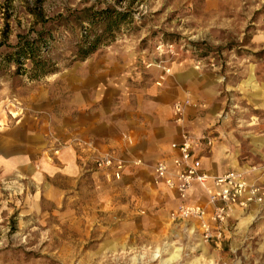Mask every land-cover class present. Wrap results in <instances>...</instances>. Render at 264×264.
Returning <instances> with one entry per match:
<instances>
[{"label":"rangeland","instance_id":"rangeland-1","mask_svg":"<svg viewBox=\"0 0 264 264\" xmlns=\"http://www.w3.org/2000/svg\"><path fill=\"white\" fill-rule=\"evenodd\" d=\"M32 11L51 32L40 52L49 71L0 64V264H264V204L204 243L195 222L171 223L176 200L156 183L154 163L138 162L137 174L98 170L95 159L114 154L68 138L84 105L120 116L163 105L179 137L193 135L186 123L198 108L229 130L264 124V0H0V54L41 30ZM108 21L111 35L78 57L81 40ZM205 81L217 95L199 107L193 84ZM72 147L88 153L92 174H50Z\"/></svg>","mask_w":264,"mask_h":264},{"label":"crops","instance_id":"crops-1","mask_svg":"<svg viewBox=\"0 0 264 264\" xmlns=\"http://www.w3.org/2000/svg\"><path fill=\"white\" fill-rule=\"evenodd\" d=\"M215 87V83L209 81L193 84V101L197 102L199 107L208 106L207 104L216 98ZM158 106L160 107L154 113L133 112L120 116L119 111L112 106L108 108L102 106L99 110L95 109L88 113L87 110L91 107L84 105L78 117L70 121L71 130L68 131V138L78 135L84 140H92L100 153L112 152L116 163H122L120 170L115 168V173L118 174H137L143 169L141 166L150 163L156 165L159 162L166 163L168 169L174 172L176 169L173 159L177 153L171 150L170 145L180 141L181 128L172 123L169 109L160 104ZM209 111L212 114L208 113ZM221 124L215 125L213 112L208 107L205 110L194 109L193 117L190 114L187 120L186 126L193 134L199 135L204 131L215 134V142L209 151L206 152L205 147L202 146L194 153V156L201 161L202 172L210 176H219L230 171L248 172L252 166L264 164V124L248 126L243 131L235 128L229 130V125ZM212 128L213 130H210ZM122 133L126 138L121 137ZM87 158L88 153L79 152L73 147L68 148L62 153L56 165L48 166V172L69 176L92 174L90 167L86 168ZM138 162H142V165L139 166ZM112 172L111 174H114V170ZM248 177L252 180L257 174H249ZM259 183L264 186V177L259 179ZM161 187L174 196L176 204L173 209H175L179 203L176 192L167 189L164 185ZM214 191L212 183H208L206 188L194 184L187 201L190 204H199L210 212L208 196ZM205 192L207 197L202 202V194ZM244 212L236 209L233 217L240 216ZM193 226H196L194 222Z\"/></svg>","mask_w":264,"mask_h":264},{"label":"built area","instance_id":"built-area-1","mask_svg":"<svg viewBox=\"0 0 264 264\" xmlns=\"http://www.w3.org/2000/svg\"><path fill=\"white\" fill-rule=\"evenodd\" d=\"M168 73L169 70L163 67ZM176 122L181 121V109L176 106L174 110ZM215 141L210 133L190 135L183 133L180 141L170 145L172 151L177 153L173 159L176 171L172 172L164 162L154 167V177L158 184H162L177 194L179 203L170 213L173 223L193 221L197 224L200 238L204 243H219L223 237V227L233 217L234 211H246L253 206L264 204V186L259 179L264 177V164L252 166L248 172L230 171L219 176H210L201 171V161L194 153L202 146L209 151ZM98 170L121 169L115 165L114 156L110 153L102 154L95 159ZM118 174V172L116 173ZM249 174H257L249 179ZM212 183L215 191L208 196L210 212L199 204L188 203V195L194 184L206 188Z\"/></svg>","mask_w":264,"mask_h":264},{"label":"trees","instance_id":"trees-1","mask_svg":"<svg viewBox=\"0 0 264 264\" xmlns=\"http://www.w3.org/2000/svg\"><path fill=\"white\" fill-rule=\"evenodd\" d=\"M30 13L35 17L37 23H41V30L36 31L33 38H29V36H19L16 44L12 46L10 52L0 54V64L13 63L16 66V73L23 74L28 69L25 66V61H27L29 71L33 76H38L46 74L49 71L47 68L48 60L40 56V52L42 51L41 47L44 48V46L47 45L51 32L45 29L46 22L41 13L34 11ZM106 18H109V16L106 15ZM86 19L91 26H94V21L96 19L91 16H88ZM98 20L100 21L101 18ZM112 26V23L108 21L99 35L97 34L93 36L89 41H87L85 36L81 40L83 44L78 48L76 55L83 58L96 51L101 44L102 38L111 35Z\"/></svg>","mask_w":264,"mask_h":264},{"label":"bare ground","instance_id":"bare-ground-1","mask_svg":"<svg viewBox=\"0 0 264 264\" xmlns=\"http://www.w3.org/2000/svg\"><path fill=\"white\" fill-rule=\"evenodd\" d=\"M175 258H176V256L175 255H172L169 260H174Z\"/></svg>","mask_w":264,"mask_h":264}]
</instances>
